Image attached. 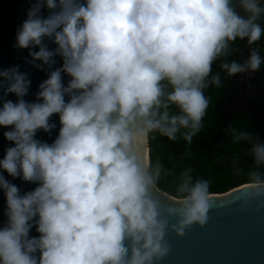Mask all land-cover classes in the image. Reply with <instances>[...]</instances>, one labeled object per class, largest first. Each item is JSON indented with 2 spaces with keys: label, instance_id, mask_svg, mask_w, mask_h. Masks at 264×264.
Listing matches in <instances>:
<instances>
[{
  "label": "clouds",
  "instance_id": "1",
  "mask_svg": "<svg viewBox=\"0 0 264 264\" xmlns=\"http://www.w3.org/2000/svg\"><path fill=\"white\" fill-rule=\"evenodd\" d=\"M262 20L264 0H34L14 47L47 78L28 100L29 73L0 70L10 142L0 158V264H160L169 229L183 236L206 225L210 181L191 168L167 198L174 206L162 207L150 138L191 144L209 107L205 90L220 85L214 63L228 76L264 64L255 47L242 62L226 59L237 40L264 37ZM57 129L51 143L38 138ZM232 132L252 159L245 202L264 209V140ZM16 179L34 187L22 191Z\"/></svg>",
  "mask_w": 264,
  "mask_h": 264
},
{
  "label": "water",
  "instance_id": "2",
  "mask_svg": "<svg viewBox=\"0 0 264 264\" xmlns=\"http://www.w3.org/2000/svg\"><path fill=\"white\" fill-rule=\"evenodd\" d=\"M33 2L34 0H0V70L19 65L22 72L29 73L32 84L26 97L28 100L35 99L38 84L47 78V69L42 71L26 62L31 60L27 49L14 47L16 32L27 18V10ZM44 15H47V10ZM46 43L50 48L55 47L48 41ZM250 48L252 45L244 41L243 60L247 59ZM35 50L38 51V48ZM56 66H59V57ZM2 95L3 89L0 88V96ZM8 99L15 100L16 97L10 94ZM53 119L58 123V117ZM5 130L0 128V158H3L4 149L10 144L3 136ZM57 131L58 129L54 130L51 136L41 132L38 138L51 143ZM5 175L7 177L6 173ZM7 178L12 180L11 177ZM13 183L19 185L22 191L34 187L19 179L13 180ZM245 188L246 183H243L226 192L210 193L213 199L206 225H193L183 236L169 229L165 239L171 250L160 264H264V209L258 210V201L245 202L249 195ZM169 197L174 196L160 189L162 207L174 206L167 201ZM4 206L5 198L0 192V226L6 219L3 214ZM170 220L175 223V218ZM32 235H37L35 230Z\"/></svg>",
  "mask_w": 264,
  "mask_h": 264
},
{
  "label": "trees",
  "instance_id": "3",
  "mask_svg": "<svg viewBox=\"0 0 264 264\" xmlns=\"http://www.w3.org/2000/svg\"><path fill=\"white\" fill-rule=\"evenodd\" d=\"M242 42L237 40L233 45L235 57L241 54ZM254 47L264 56V37ZM222 84L220 75V85H212L205 90L209 107L201 130L191 144L180 135L175 141L159 133H153L150 138L152 160L162 165L159 188L173 196L177 195L181 173L188 168L192 169L194 179L210 181V193L226 192L247 180L246 173L252 167L249 145L244 141L234 143L232 130L237 133L249 131L264 140V103H261V110L256 105L246 111L230 109L225 112Z\"/></svg>",
  "mask_w": 264,
  "mask_h": 264
},
{
  "label": "flooded vegetation",
  "instance_id": "4",
  "mask_svg": "<svg viewBox=\"0 0 264 264\" xmlns=\"http://www.w3.org/2000/svg\"><path fill=\"white\" fill-rule=\"evenodd\" d=\"M244 41L241 45V54L239 57H235L234 51L231 56L226 57L228 61L236 60L242 62V48ZM254 45H252V48ZM225 59V58H221ZM221 61L218 60L213 65V73H220L224 82L222 84L221 92L223 94L222 104L225 106V112L230 109H239L240 111L250 110L253 107L258 106V110H261L264 103V67L261 65L260 69L251 75L248 73L237 74L236 76H228L227 73L222 70L219 65ZM223 71V72H222ZM250 108V109H249Z\"/></svg>",
  "mask_w": 264,
  "mask_h": 264
}]
</instances>
